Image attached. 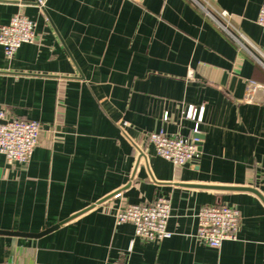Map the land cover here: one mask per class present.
Wrapping results in <instances>:
<instances>
[{
    "label": "crops",
    "instance_id": "0c3cea01",
    "mask_svg": "<svg viewBox=\"0 0 264 264\" xmlns=\"http://www.w3.org/2000/svg\"><path fill=\"white\" fill-rule=\"evenodd\" d=\"M33 2L0 0V26L37 25L12 60L0 46V114L41 125L27 165L0 155V264H264V68L216 19L264 52V0H44L47 16ZM189 105L205 108L200 151L174 166L149 136L193 139ZM160 198L171 238L117 224ZM220 205L241 225L213 249L198 214Z\"/></svg>",
    "mask_w": 264,
    "mask_h": 264
},
{
    "label": "built area",
    "instance_id": "2783aa9c",
    "mask_svg": "<svg viewBox=\"0 0 264 264\" xmlns=\"http://www.w3.org/2000/svg\"><path fill=\"white\" fill-rule=\"evenodd\" d=\"M40 8L44 0H36ZM198 5V3H197ZM218 24L229 33L231 39L242 49L248 50L256 62L264 68V52L256 48L240 33H232L228 28L229 14L217 12ZM257 24L264 30V6L261 8ZM36 23L23 14H15L10 23L0 26V46L5 57L12 60L18 50L25 44H34L37 39ZM247 45L251 46L248 49ZM254 88L258 84H252ZM204 106H187L184 117L193 122L194 138L180 135L171 136L164 130L150 134V143L158 156L174 166H184L192 162L198 155L200 125L204 120ZM41 135V125L36 121L19 118L6 119L0 114V155L4 156L10 165H27L37 146ZM119 197V194L116 195ZM171 201L160 198L153 203L130 205L120 209L116 214L118 225L125 223L135 227L136 237L148 242H161L172 237L168 231L171 217ZM198 231L195 239L198 243L213 249H219L226 241H237L241 225V213L235 207L227 205L208 206L198 214Z\"/></svg>",
    "mask_w": 264,
    "mask_h": 264
},
{
    "label": "water",
    "instance_id": "95a60500",
    "mask_svg": "<svg viewBox=\"0 0 264 264\" xmlns=\"http://www.w3.org/2000/svg\"><path fill=\"white\" fill-rule=\"evenodd\" d=\"M35 5H37V6H40V4L36 1V0H34V2H33ZM42 9V11H43V13H44V15H48L47 14V12H46V9H45V7H42L41 8ZM49 18V17H48ZM50 19V18H49ZM199 139H201V137L200 136H197ZM200 151V150H199ZM252 192L254 191L255 192V190H251ZM257 193V192H256ZM260 195V197L264 200V197L261 195V194H259ZM64 223V222H63ZM63 223H61V224H58V225H56V226H54V227H52V228H49V229H47V230H45L44 232H41L40 234H34V235H31V234H22V233H9V234H11V235H17V236H27V237H35V238H39V237H42V236H44V235H46V234H49L50 232H52V231H54V230H56V229H58ZM2 233H5V232H0V234H2Z\"/></svg>",
    "mask_w": 264,
    "mask_h": 264
}]
</instances>
